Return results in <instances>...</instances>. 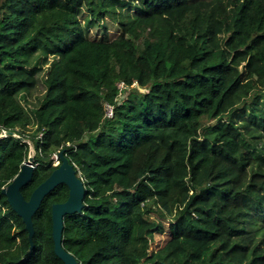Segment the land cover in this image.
I'll return each mask as SVG.
<instances>
[{
	"label": "trees",
	"instance_id": "16d2710c",
	"mask_svg": "<svg viewBox=\"0 0 264 264\" xmlns=\"http://www.w3.org/2000/svg\"><path fill=\"white\" fill-rule=\"evenodd\" d=\"M61 149L78 264H264V0H0V264H64L68 185L32 247L2 193L31 155L29 199Z\"/></svg>",
	"mask_w": 264,
	"mask_h": 264
},
{
	"label": "water",
	"instance_id": "95a60500",
	"mask_svg": "<svg viewBox=\"0 0 264 264\" xmlns=\"http://www.w3.org/2000/svg\"><path fill=\"white\" fill-rule=\"evenodd\" d=\"M57 156L59 158L58 164H56L57 167L32 191L29 199L25 198L21 188L31 179L35 169L34 158L31 155L23 162L20 172L10 183L2 188V193L7 196L12 208L23 218L25 227L28 230L30 247H32L34 233L33 215L47 193L60 183L67 184L69 187L67 200L56 202L52 205V235L55 252L64 261V264H78L75 256L63 247L62 233L65 216L82 211L86 189L82 177L73 163L70 162L65 149H61Z\"/></svg>",
	"mask_w": 264,
	"mask_h": 264
},
{
	"label": "built area",
	"instance_id": "2783aa9c",
	"mask_svg": "<svg viewBox=\"0 0 264 264\" xmlns=\"http://www.w3.org/2000/svg\"><path fill=\"white\" fill-rule=\"evenodd\" d=\"M107 114H108V115H112V106H109V105H108V111H107ZM2 133H3V134H6L7 131L3 129V130H2ZM55 156H56V159L59 160L57 154H55Z\"/></svg>",
	"mask_w": 264,
	"mask_h": 264
},
{
	"label": "rangeland",
	"instance_id": "374dc122",
	"mask_svg": "<svg viewBox=\"0 0 264 264\" xmlns=\"http://www.w3.org/2000/svg\"><path fill=\"white\" fill-rule=\"evenodd\" d=\"M126 94H127V91L123 93V97L126 96ZM55 158H56V156H55ZM55 164H58V160L57 159L55 160Z\"/></svg>",
	"mask_w": 264,
	"mask_h": 264
}]
</instances>
